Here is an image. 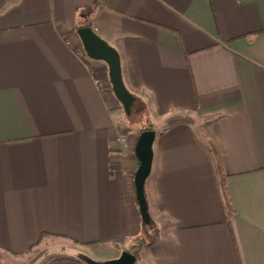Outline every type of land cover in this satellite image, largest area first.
<instances>
[{"label":"crops","instance_id":"obj_1","mask_svg":"<svg viewBox=\"0 0 264 264\" xmlns=\"http://www.w3.org/2000/svg\"><path fill=\"white\" fill-rule=\"evenodd\" d=\"M87 18L155 131L147 225ZM162 222L135 264H264V0H0V252L102 264Z\"/></svg>","mask_w":264,"mask_h":264},{"label":"water","instance_id":"obj_2","mask_svg":"<svg viewBox=\"0 0 264 264\" xmlns=\"http://www.w3.org/2000/svg\"><path fill=\"white\" fill-rule=\"evenodd\" d=\"M76 34L81 42L86 57L92 61L102 62L107 66L108 80L112 93L125 115L129 116L132 105L135 102V97L124 85L118 52L106 41L97 36L89 23H86L84 27L78 29ZM154 138V131H144L139 134L135 145V155L139 162V167L134 176V188L141 218L146 225L150 223V218L144 195V184L151 171L153 158L152 145ZM135 262L136 258L125 251L118 259L102 264H135Z\"/></svg>","mask_w":264,"mask_h":264},{"label":"rangeland","instance_id":"obj_3","mask_svg":"<svg viewBox=\"0 0 264 264\" xmlns=\"http://www.w3.org/2000/svg\"><path fill=\"white\" fill-rule=\"evenodd\" d=\"M86 14L87 15L91 14V9L87 10ZM80 49H81V51H83L82 48H80ZM85 57H86V55H85ZM88 61H92V60L88 59ZM103 93L106 94L107 98L116 99L114 94L112 93V89H111L109 80L105 84V89H104ZM121 110L123 113L122 117L126 121L128 127H129V129H126L125 131H123L124 132L123 135L127 134L128 132H133V131H137V130L140 132V130L142 128H145V127L150 125L143 118L144 114L146 113V110L142 106L140 99L137 98V102L132 107V112L130 113L129 116L125 115L122 108H121ZM151 128L153 129V126H151ZM153 131H154V129H153ZM162 223H160L159 225H157L156 223H155V225L153 223H152V225L150 224L149 233L146 234L144 237H141V238L145 239L146 242L154 241L155 238L157 237V234H159V232H158L159 227H165V224L164 223L162 224ZM55 242L56 241H51V242H46L44 244L43 243L39 244V245L33 247V249L29 253H27L26 255H22V256H11L9 254L0 252V264H46V262H48L49 260H51L55 257V255L51 254L50 250H49V248L52 245H54Z\"/></svg>","mask_w":264,"mask_h":264},{"label":"trees","instance_id":"obj_4","mask_svg":"<svg viewBox=\"0 0 264 264\" xmlns=\"http://www.w3.org/2000/svg\"><path fill=\"white\" fill-rule=\"evenodd\" d=\"M86 22H89V19L88 18L85 19V22L83 23L82 26H80V27H78V28L75 29V32L78 29L82 28ZM136 102H137V99L135 98L134 104ZM134 104L132 105V107L134 106ZM131 112H132V108H131ZM144 131H153V129L149 125V126H147L145 128H142L140 130V133H142ZM206 141H207V145L209 147V150H210L211 155H212V158H213V162H214V166H215V170H216L217 176L219 178L221 195H222L223 200H224L225 209L227 210L228 213H230L231 212L230 205H229V201H228L227 191H226V188H225V185H224V175L222 173L221 165H220L219 149L217 147V144H216L215 140L212 137H209L208 136L207 139H206ZM152 242H146L145 239H143V238L134 239L132 241L131 246L126 250V252H128L131 255H133L135 258H138L139 254H140V251L144 247L149 246ZM88 262H89V264H100V263H93L91 261H88Z\"/></svg>","mask_w":264,"mask_h":264},{"label":"built area","instance_id":"obj_5","mask_svg":"<svg viewBox=\"0 0 264 264\" xmlns=\"http://www.w3.org/2000/svg\"><path fill=\"white\" fill-rule=\"evenodd\" d=\"M82 54H84L83 51H82ZM84 56H85V55H84ZM115 142H116V145H118L119 147H123V146L125 145V143H126V136L123 135V134H119V135L117 136Z\"/></svg>","mask_w":264,"mask_h":264}]
</instances>
